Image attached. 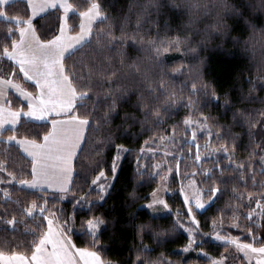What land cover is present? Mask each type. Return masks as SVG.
<instances>
[{
	"label": "snow or ice",
	"instance_id": "1",
	"mask_svg": "<svg viewBox=\"0 0 264 264\" xmlns=\"http://www.w3.org/2000/svg\"><path fill=\"white\" fill-rule=\"evenodd\" d=\"M9 0H0V5H7ZM27 6L25 15L27 19L20 16L9 17L6 11H0V17H4L10 22H14L8 28L7 35L4 37L7 43L0 47V61H11L15 65V72L9 68L12 75L22 74L25 81L31 82L37 92L35 95L25 91L8 79V74L0 78V85H7L9 88H17L19 95L27 101V111L20 108L9 113V119H0V144H16L22 148L23 152L30 157V170L27 175L31 179L21 178L17 181V174L10 171L11 165L7 156L0 160V185L18 182L22 188L33 190L39 193L41 203L33 201L25 209V214L34 217L40 216L38 228H46V231H39L35 234L30 248V255L19 251L8 252L0 251V264H111L105 261L101 253L106 252L105 248L100 247L101 226L105 224L104 218L93 214V210L107 202L111 193L116 190L118 173L121 170V160L125 154H131L132 150L124 144L115 143V133L110 127L114 117L120 116L122 124L117 125V129L124 127V132L130 135H146L152 131V126H160L165 123V117H169L174 108L180 107L191 110L193 114L199 113L198 119H193L191 114L182 123L191 128L196 126L204 131L208 137L205 141V148L210 147L209 140L213 137L219 143L218 148H212L211 152L223 153L222 159H213L215 165L212 169H204L202 175L205 177L204 183L210 186L207 190V202L212 204L217 195L226 196L229 192L236 194L237 200L243 199V195L238 193V185L247 186L248 179L255 183V173L245 176V164L237 163L233 155L237 148V143L241 136L247 135L253 144V151L249 156L256 154V149L262 153L261 160L264 161V109L250 111L248 108L240 107V104H233L232 107L237 111L233 113V124L230 126H220V130L213 133L208 124L211 117L203 115L198 108L200 98H208L219 101L220 96L216 91L209 90V86L202 82L200 76L191 79V82L183 83L181 94L172 87L169 81L175 75H190V68L195 64H185L183 59L174 61L178 67L171 69V75L164 71L167 63L162 57L170 52H178L181 57L195 53L197 48L193 46V37L200 36L202 33L207 35L209 32H218L226 27L223 24V17L216 13L215 23H208L207 18L213 14L216 3L205 2V0H183V6L171 0L170 7L178 11L173 13L176 18H182L185 12L189 19L187 24H180L176 29H171L167 20L161 24L159 19L152 20L153 14L159 15L160 9L168 5L160 0H148V4L143 6V11L136 13V23L132 31H126L129 25V17L125 16L123 22L118 26L120 36L115 35V30L110 26L108 32L98 39L102 41L96 50L98 60L92 64V74L88 77L78 76L73 68L68 67L78 52L83 48L89 47L92 43L93 26L97 21L107 24L109 17L104 15L99 0H90L86 10L80 11L81 17L78 32L73 35L72 27L68 23V13L77 11L69 0H41L39 11L47 12L55 9L57 13L63 10V16L58 15L59 23L53 27L51 38L47 34L41 38L33 24V19L39 14L37 10V0H24ZM223 7L233 15L240 16L242 11L228 3V0H220ZM253 12L264 13V0H257L253 3L248 0L247 5ZM149 8L154 12H149ZM131 10V5H130ZM203 24V27L200 25ZM98 27V25H97ZM155 29V31H153ZM16 37V38H13ZM147 37V39H146ZM129 41L131 43H129ZM199 82V87L197 83ZM251 83V81H250ZM187 89L186 97L182 95ZM95 96L93 107L83 103L85 100H92ZM228 93H224L227 99ZM0 99L5 105L11 101L8 99L3 87H0ZM243 101L241 100V103ZM264 103V101H261ZM130 109V110H129ZM3 109H0L2 112ZM103 111V114H101ZM21 117L28 121L36 122L44 128L43 133L36 131L33 133L35 138L17 139L15 134L4 139L5 131L17 132V125L21 123ZM5 125H8L7 129ZM234 126H240L242 131L233 132ZM138 127V133H129V129ZM102 128L105 131V139L112 143L114 155L112 156L107 168L99 162H93L90 158H85L88 139L93 132L99 133ZM259 128L257 132L256 129ZM173 137L175 128L172 129ZM262 137L257 141L255 137ZM192 141L197 140L196 132L191 133ZM163 139L150 135L149 140L144 144L149 145L150 141ZM232 141L231 144L228 141ZM199 149V145H196ZM154 151L150 147L141 148L136 157L137 168L136 179L139 180L151 173L158 176L161 180L165 177L161 175L162 165L148 164L141 165L145 152ZM195 160L200 161L199 150L195 154ZM169 174L172 169H166ZM264 174V171H262ZM24 175L23 172L20 173ZM195 176V173H192ZM74 177L81 182L82 195L77 196ZM49 190H51L49 192ZM182 190V189H181ZM156 191L151 193L152 201L142 207L148 209L160 204L169 212L167 202L159 198ZM5 198L9 197L6 189H3ZM73 197V208L85 210L88 218L81 220L80 224L87 234L91 244L90 250L87 248H77L71 240L72 225L76 223L75 212L66 215L62 209H54L56 203ZM93 195L96 200L93 201ZM48 196H52L53 208H49ZM129 198L135 202L136 189L128 193ZM264 199V192L259 193ZM249 202L252 195H248ZM184 203L190 205L191 201L185 195ZM256 207L261 208L260 216L264 219V203L256 200ZM132 205H129L131 207ZM195 208L203 210L206 208L204 194L195 201ZM54 209V210H53ZM61 215H57V213ZM191 222L197 225L195 231L199 230L198 222L193 214L192 207L187 209ZM2 215V214H0ZM178 215V214H177ZM251 217H249L250 219ZM47 224H44V221ZM57 221H61L57 225ZM6 224L15 226V217L6 220ZM239 227L238 224L232 225ZM183 228V224L180 225ZM55 228V231L53 230ZM146 226L141 225L137 228V234L143 239V232ZM35 233V230H33ZM185 231H192L185 229ZM249 235H252L249 230ZM217 240L224 237L217 233ZM191 243H195L193 240ZM191 243L183 248V252H188ZM247 256L249 253L258 254L256 264H264V240L259 241V247L251 243L239 244L236 240H231ZM141 251H148L147 246L141 243ZM206 255V253H205ZM226 258L213 259L211 264H224ZM136 264H161L160 261H149L142 259L138 253L135 257ZM163 264H169L164 260Z\"/></svg>",
	"mask_w": 264,
	"mask_h": 264
},
{
	"label": "trees",
	"instance_id": "2",
	"mask_svg": "<svg viewBox=\"0 0 264 264\" xmlns=\"http://www.w3.org/2000/svg\"><path fill=\"white\" fill-rule=\"evenodd\" d=\"M89 2L90 0H69V3L77 10L73 11L68 18L73 33H77L79 30L81 17L78 13L86 10ZM160 2L168 6L161 8L158 16L153 14L152 20L159 19L161 24L167 20L173 30L180 24H187L189 19L187 12L182 18H176L173 13L178 10L170 7L171 0H160ZM205 2L216 3L212 16L207 18L208 23H215L218 12L223 17V24L226 27L218 32L210 31L207 35L202 33L200 36L193 37V46L197 48L195 53L181 57L178 52H170L165 54L162 59L167 61L164 71L170 75L171 69L179 66L174 64V61L183 59L185 64H195V67L190 68V75H175L169 81L178 94H181L185 81L191 82V79L200 76L202 82L209 86V90L214 89L217 95L221 97L219 101H213L210 96L206 99L201 97L198 105L203 115L211 117L208 124L212 132L215 133L220 130V126L233 124V113L237 111L236 108L232 107L233 104H240V107L248 108L253 111V114H255V110L264 109V103L261 102L264 101V13L253 12L247 6L248 0H228L230 5L241 9L242 15L240 16L233 15L226 10L220 0H205ZM252 2L256 3L257 0H252ZM99 3L104 15L109 17L108 23L97 22L98 27L97 25L93 27L94 38L91 45L83 48L72 61L67 62L68 67L73 68L78 76L85 78L92 74V64L98 60L96 50L102 43L98 38L108 32L110 26L115 30V35L119 37L120 32L117 29L125 16L129 17L130 21L126 31H132L136 23V13L143 11V6L148 4V0H99ZM176 3L183 6V0H176ZM0 11H6L9 17L20 16L27 19L25 15L28 11L27 6L21 0L0 7ZM154 11V9L149 8V12ZM58 15L62 17L61 10L59 13L52 10L33 21L36 31L42 39L45 38L46 34L48 38H51L53 27L59 23ZM13 23L4 17H0V47L7 43L4 37ZM200 27H203V24ZM129 43L131 42L129 41ZM10 67L15 72V65L11 61H0V77L5 74H8V78L15 76V80L23 83L28 89L34 90L33 86L24 82L21 74H10ZM197 86L199 87V82ZM224 93H228L227 99L223 98ZM89 95L93 96V93L89 92ZM182 95L186 97L187 89H184ZM8 99L11 101L9 106L12 109H27L26 104L12 94L9 95ZM94 101L95 96L92 100H85L83 103L91 109ZM187 114H191L193 119L199 118L198 112L193 114L191 110L178 105L169 117H165L163 125L152 126V131L142 136L125 133L124 127L117 129L116 126L122 124L120 118L122 113L113 118L110 127L115 133V143L124 144L132 152L130 155L125 154L120 162L121 170L118 173L116 190L111 193L110 198H107L106 203L93 210L94 215H102L105 220V224L100 229V247L106 249V252H102L101 255L105 261H110L111 264H136L135 257L139 253L142 259L160 261L161 264L164 260L168 261L169 264H211L213 259H219L229 253L235 254L233 248L210 240L213 233H219L221 236H232L238 238L242 243L261 246L259 241L264 240L261 238L263 223L255 213L257 210H261V208L256 207L255 201L260 200L261 203H264V199L259 196V193L264 192V174H262L264 161L260 158L262 153L259 149H256L255 155L249 156V153L253 151V144L247 135L241 136L236 141L237 148L233 155L237 163L245 164L246 177L249 173H255V183L248 179L246 187L242 184L238 185V193L243 195V199L237 200L236 194L231 192L226 196H219L218 194L216 200L212 204H208L204 211L196 213L199 230L195 231L194 235L195 247H191L188 252H183V248L191 243L189 235L185 232V228L190 227L186 219L173 214L154 216L142 207L149 202L151 193L158 186V176H152L151 173L139 180L136 179V157L139 150L145 147L157 150L162 141V139H158L154 142L150 141L149 145H145L144 141L149 140L150 135L173 139L172 142L175 143L176 149L174 151L175 156L170 158V161L176 163L184 182L190 180L197 182L200 191L204 194V200L207 202L206 194L210 185L204 183L205 177L202 175V171L214 168L215 165L211 161L222 159L224 154L211 152L212 148L219 147V143L214 137L209 140L210 147L205 148V141L208 140V137L204 131L198 135V140L195 143H189L188 127L182 123L187 118ZM17 128L19 130L15 133L5 131L4 139L6 140L7 136L13 134L18 139L35 138L34 132L43 133L44 131V128L36 122L24 119L21 120L20 125H17ZM173 128H175L174 137ZM241 131L240 126L233 127L234 133ZM256 131L258 132L259 128ZM138 132V127L129 129V133ZM255 139L260 141L262 137L257 135ZM228 143L231 144L232 141L229 140ZM196 145H199V149ZM197 150L201 155L200 161L195 160ZM113 155L112 143L105 139L104 129L102 128L99 133L93 132L88 139L85 158L99 162L107 168ZM6 156L11 165L9 170L17 174V181L21 178L31 179V176L27 175L30 170V159L22 153L18 146L0 144V160ZM154 161L155 157L150 152H145L141 165L151 164ZM21 172L24 173L23 176L20 175ZM192 173H195V176ZM74 185L77 196L82 195L83 191H87L86 188L81 190V182L75 177ZM133 188L136 189L135 202L128 196ZM3 189L9 193L8 198H5ZM249 194L252 195L251 202L248 200ZM47 198L49 199V208H53V197L48 196ZM92 199L95 201L96 196L93 195ZM33 201L41 203L39 193L22 188L18 182L0 185V214H2L0 215V251L8 252L11 249L27 255L31 254L30 248L35 234L39 231H46V228L37 227L40 224L39 214H35L34 217L25 214V209ZM169 203L174 210L183 206L180 199L176 201L170 198ZM129 205L132 206L129 207ZM56 208L62 209L63 213L69 216L75 212L76 223L71 226L73 244L79 248L95 250L91 249L89 238L80 224V221L86 220L88 216L85 210L73 208L71 194L68 195L67 199L56 203L54 209ZM57 215H61V213L58 212ZM13 217L17 221L14 227L5 223L6 220ZM249 217L251 218L249 219ZM59 222L61 223V221ZM44 224H47L46 220ZM181 224H183V228L180 227ZM234 224H238L239 227H233ZM141 225L146 226L142 240L137 234V228ZM249 230L252 235H249ZM141 243L147 246L148 251H141Z\"/></svg>",
	"mask_w": 264,
	"mask_h": 264
},
{
	"label": "rangeland",
	"instance_id": "3",
	"mask_svg": "<svg viewBox=\"0 0 264 264\" xmlns=\"http://www.w3.org/2000/svg\"><path fill=\"white\" fill-rule=\"evenodd\" d=\"M61 12H62V16H63V10L62 9H61ZM71 13L72 12L68 13V18H69ZM97 22H99V21H97ZM71 34L75 35L76 33L72 32ZM10 78L15 80V76L14 77L11 76ZM19 84H20V82H19ZM29 84L34 87V90H31L30 88L28 89L27 87L26 88L31 93L35 94V90H36L35 86L32 85L31 83H29ZM25 104L27 105V103H25ZM187 130L189 132V143H195L198 140V135L203 133V131L199 130V128L196 126H193L191 128H187ZM193 131H195L196 135H197V140L195 142L192 141V136H191V133ZM177 138H179V137H177ZM172 141H173V139H171L170 137H165L162 139V141L160 143V147L157 150L150 152L155 157V161L152 162L151 164L162 165V167L160 169V173H161V175H163L165 177L164 180H161L158 177V186L156 187V189L154 191H156L157 188L160 189V191L157 193V195L159 198H162L167 202L168 207L171 209V211L169 212L160 204L154 205L153 208H151V209H148L146 207H143V208L147 209L154 216H165V215L173 214L177 217H182L184 220L186 219L187 223L190 224V227H187L185 229H190L192 231H185V232L189 235V237L192 241L193 236L195 235V229H196L197 225H195L191 222V219L188 215L187 209L189 206H191L192 210H193V214L195 215V218H196V213L202 212L206 208L203 210H199V209L195 208V201L197 198L200 197V194L202 193L198 187L197 182L194 180L184 182L182 175L179 174V169L177 168L176 163L174 161H172V162L170 161V158L175 156L174 151L176 149V145ZM168 168H171L173 170L171 174H169L168 171L166 170ZM185 195L191 201L190 205L184 203ZM170 198H172L176 201L178 199H180V201L183 204L182 208L177 207V209L174 210L173 206L169 203ZM152 199H153V197L150 196V200L148 203H150L152 201ZM148 203H146V204H148ZM204 203L206 204V207H207L208 202H205V200H204ZM146 204H144V205H146ZM255 213L258 215V217L261 219V221L263 223V232H262L261 238H264V219H262L260 216L261 210H259V211L257 210V212H255ZM46 223H47V221H46ZM56 223H57V225L60 224L59 221H57ZM53 230L55 231V228ZM216 235H217V233H213L212 236L210 237V240H212L213 242L218 243L220 245L229 246L235 250V254L229 253L228 255L223 256L226 258L224 260V264H256L258 254L249 253L246 256L243 251H241L236 245L231 243V240L234 239L239 244H244L238 238H235L232 236H222V237H224L223 240H217L215 238ZM191 247L192 248L195 247V243H191ZM77 248H79V247H77ZM81 264H83V262H81Z\"/></svg>",
	"mask_w": 264,
	"mask_h": 264
},
{
	"label": "crops",
	"instance_id": "4",
	"mask_svg": "<svg viewBox=\"0 0 264 264\" xmlns=\"http://www.w3.org/2000/svg\"><path fill=\"white\" fill-rule=\"evenodd\" d=\"M13 1H16V0H9V3L8 4H10V3H12ZM21 1H24V0H21ZM40 3H41V0H37V10H38V12H39V14L33 19V21L35 20V19H37V18H39V17H41V16H43L44 14H46L47 12H49V11H52V10H55V9H50V10H48L47 12H44V11H39V8H40ZM7 4V5H8ZM4 6H6V5H0V7H4ZM70 13V12H69ZM13 63V62H12ZM14 64V63H13ZM21 76H22V74H21ZM0 78H3V77H0ZM8 79H10V80H12L13 81V83L15 84V85H18L19 87H21V88H23L25 91H27V92H29V93H31L27 88H26V86L24 85V84H22L20 81V84H19V82L17 81V80H14V79H12V78H8ZM24 80V79H23ZM25 81V80H24ZM26 83H31V82H28V81H25ZM22 84V85H21ZM0 87H3V89H4V91H5V93H6V95L9 97V95L10 94H12L13 96H15V97H17V98H19L22 102H25V103H27V101H25L24 99H23V97H21L20 95H19V90L17 89V88H9L7 85H0ZM36 92H37V89L35 90V94H36ZM33 94V93H32ZM35 94H33V95H35ZM0 109H3V111L2 112H0V119H9L10 117H9V113L11 112V111H15V109H12L9 105H5L4 103H3V100L2 99H0ZM28 109H26V110H24V111H27ZM22 119H24V120H27V118H24V117H21V120ZM28 121V120H27ZM7 127H9L8 125H5V128L7 129ZM18 139V138H17ZM19 140V139H18ZM16 145V144H15ZM16 146H18V145H16ZM19 147V146H18ZM20 148V147H19ZM21 149V151H22V153L27 157V158H29V159H31L30 157H28L27 156V154L26 153H24L23 152V150H22V148H20ZM27 189V188H26ZM28 190H30V189H28ZM31 191H33V190H31ZM51 190H49V192H50Z\"/></svg>",
	"mask_w": 264,
	"mask_h": 264
}]
</instances>
